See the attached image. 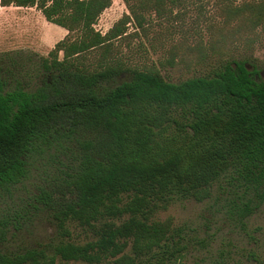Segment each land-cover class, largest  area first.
<instances>
[{"label":"trees","instance_id":"trees-1","mask_svg":"<svg viewBox=\"0 0 264 264\" xmlns=\"http://www.w3.org/2000/svg\"><path fill=\"white\" fill-rule=\"evenodd\" d=\"M210 1L220 20L209 26L207 48H188L195 63L250 44L264 27V0H123L127 12L105 33L95 24L112 0H0L35 6L67 30L42 60L35 89L19 80L11 86L13 74L0 59V189L20 182L35 153L54 146V170L23 207L51 219L58 236L12 248L21 213H1L0 264H182V229L171 215L156 217L174 197L211 198L229 173L255 188V199L243 203L242 225L264 203L262 70L223 58L219 69L171 81L152 67L105 60L131 19L142 26L144 16H185L191 6L196 16H213L203 10ZM96 48L105 54L96 68L75 63ZM70 223L91 239L71 241Z\"/></svg>","mask_w":264,"mask_h":264},{"label":"rangeland","instance_id":"rangeland-1","mask_svg":"<svg viewBox=\"0 0 264 264\" xmlns=\"http://www.w3.org/2000/svg\"><path fill=\"white\" fill-rule=\"evenodd\" d=\"M241 1L235 0V3ZM204 5V14L213 16H196L197 9L191 6L185 16H144L142 26L131 19L126 35L112 42L105 60H121L130 68L152 67L165 79L180 81L219 69L223 58L245 59L262 70L264 77V27H259L256 34L251 35L250 44L241 41L227 47V56L213 55L204 62L195 63V52H188V48L198 43L207 48L211 34L209 26L220 20V16H214L217 13L212 1ZM124 12L127 8L123 0H112L99 16L95 28L107 32ZM66 35V29L48 22L35 6L28 9L0 8V59L13 74L11 86L15 80L22 82L27 89L40 85L42 60L51 57L50 51ZM69 35L72 39L77 33ZM102 52L101 48H96L74 61L80 67L93 70L103 60L105 54ZM171 57L175 58L173 63ZM58 58H62V52L58 53ZM55 152L52 146L42 153H35L27 175L9 189H0V214L21 213L17 217L19 229L9 238L8 244L12 248L45 245L58 238L51 219L39 215L31 207L29 210L23 207L54 170L53 159L57 156L51 159L50 155ZM57 154L63 155L62 152ZM228 174L221 176L220 187L218 182L211 198L198 201L174 197L166 210L156 214L159 219L173 216L175 226L182 229V244L187 248L182 264H264V203L244 218L242 225L243 203L255 199V188L242 178H229L231 174ZM69 227L71 241L82 243L91 239L92 234L86 228L76 223H70Z\"/></svg>","mask_w":264,"mask_h":264},{"label":"crops","instance_id":"crops-1","mask_svg":"<svg viewBox=\"0 0 264 264\" xmlns=\"http://www.w3.org/2000/svg\"><path fill=\"white\" fill-rule=\"evenodd\" d=\"M2 7H14L16 9H28V8H33L34 6L31 7H18V6H14V5H9V6H0V8ZM37 9V8H36ZM38 10V9H37Z\"/></svg>","mask_w":264,"mask_h":264}]
</instances>
